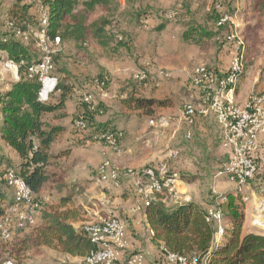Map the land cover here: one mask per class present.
<instances>
[{
    "label": "rangeland",
    "instance_id": "obj_1",
    "mask_svg": "<svg viewBox=\"0 0 264 264\" xmlns=\"http://www.w3.org/2000/svg\"><path fill=\"white\" fill-rule=\"evenodd\" d=\"M15 1L17 0H0V37L11 34L6 27V21L8 20L7 10ZM22 1V3L27 2V0ZM253 2V0H124V5H119L112 13L98 9L89 14L88 23H91L100 16L107 15L110 21V32L112 30V34L116 37L117 35L122 36L121 44L114 45L115 51L109 55L104 50H101L96 41L91 37H88L84 43H73L70 41L69 44H66L64 53H60V55L57 53L54 56L56 65L54 74L58 77L62 76L60 70L64 68L67 73L63 75H68L67 83L72 86L71 94H69V106L67 108L70 111L74 110V116L71 118L73 128V131L70 132L71 136L82 133L75 129L74 118L82 95L84 93H91L94 98V104H96L101 112L92 113L89 120L97 129L113 127L121 130L123 133L121 150L116 152L105 143L95 141L91 137H87L91 144L86 147L83 142H75L73 140V146H68L70 148L69 155L54 156L47 168L50 179L39 196L36 197V201L40 203L41 211L46 206L57 202L58 191L56 189H58V186H62L63 190H66L68 193L76 189L77 192H82L83 196L87 197V199L95 194L98 186V188L101 187L99 167L102 163L109 162L108 159H103L96 165H90L85 162L82 165L80 163L73 170H70L69 167L73 160H78L80 156L84 157L82 152L84 150L86 152L84 148H88L86 157L90 159L92 156L90 153H93L96 149L93 146H97L102 151L107 150L112 153H120L125 150L126 144H130L127 135L123 132L125 130L123 123L130 120L133 115L123 113L119 108L118 100V96H121L127 88L139 87L144 89L146 86L156 84L157 82L158 85H155L154 88H159L163 82L167 87L161 88V94L167 95L168 92L170 93L169 86H172V92L177 97V95L181 94L178 86L184 83V86L191 88V92L199 93L200 90L191 81L194 68L199 65H205L209 69L215 70L220 68L221 65L226 64L225 55L228 56L229 54L226 49L230 46L228 42L232 43L233 40L237 42L240 40L244 43V74L245 76H250V71L254 64L259 59L264 61V9L253 7ZM216 3L221 5L220 10L214 8ZM78 9H81V7ZM34 10L29 9V13L34 12ZM221 17H227V20L223 24L218 23ZM143 19L148 20L146 24L141 22ZM190 26L198 27L210 33L211 36L209 38L200 37L199 33H196L188 35L184 39L183 34L185 32L188 34ZM231 35L234 37L230 38ZM140 58L151 60L154 64V69L152 66V71L149 64L143 65L138 70L147 68V79L143 82L134 83L131 76L133 75V70L138 67V59ZM1 66L2 64L0 63V70L3 73L6 72L5 75H9L8 73L10 72L8 71L7 73ZM108 68H110V71H108ZM118 68H123L125 74L123 77L116 79L121 70ZM99 74L106 81L104 91L110 95L117 91L116 93H119L117 94L118 98L102 96L94 84L95 80L99 78ZM112 79H116V81L112 82ZM113 84L116 88L114 89L115 91L113 90ZM53 93H56V95L52 99L56 101L59 91ZM106 104L110 105V108ZM46 116L44 119L45 123L48 122L51 115L46 114ZM135 116L137 119H142L139 114ZM109 117L111 118L110 121H112L103 124L102 122L108 120ZM154 117L152 116V118ZM95 118L98 120L97 122L94 120ZM114 122L117 124H114ZM57 146L60 147V144L57 143L52 148V152L55 154L59 150ZM65 147L62 145L61 148ZM0 151L6 156H10L9 152L4 151L1 145ZM14 154L17 158L18 155L15 151ZM14 167L16 166L13 165ZM119 170L121 174L125 171V168ZM171 172L172 170L170 169ZM257 176L260 177V173H256L249 180L248 183L251 186L258 187V182L255 180ZM219 180L222 182L219 184L220 190L218 189L216 192H213L214 182H218ZM254 183L257 184L253 185ZM261 183V187L264 189V177ZM199 185V189L195 191L197 194L195 198L199 199L203 195L201 198L206 209L219 208L224 214L228 212L227 214L229 215L228 202L233 198L241 206L242 212H244L245 204L248 200L243 203V194L236 191L237 186L230 178L223 176L221 179H213L210 187L204 186L203 182L199 183ZM180 190L183 191V187ZM219 192H222V194ZM11 195L12 192L7 189L9 201ZM89 200H87L88 205L96 210L98 208L96 207V203ZM165 200L166 202H170L171 198ZM41 211L37 214L36 225L40 223ZM93 215V213H88L85 221L95 220V216ZM225 217V223L228 225L229 218ZM32 229L31 227L21 232L16 231L14 233V241L10 245L0 239V264H16L10 259L8 252L13 249L18 238L29 234ZM157 250V246L154 247L151 244L150 252H154L155 255L158 253ZM23 264H83V262L80 257H72L42 247L27 251Z\"/></svg>",
    "mask_w": 264,
    "mask_h": 264
},
{
    "label": "trees",
    "instance_id": "obj_2",
    "mask_svg": "<svg viewBox=\"0 0 264 264\" xmlns=\"http://www.w3.org/2000/svg\"><path fill=\"white\" fill-rule=\"evenodd\" d=\"M253 1V7L264 9V0ZM22 2L17 0L9 7L7 19L25 30L28 25H36L37 20L29 13L31 4ZM43 4L48 7L50 36H59L62 43H84L91 37L105 48L112 42L115 45L122 42L107 33L106 27L110 24L107 15L88 23L89 14L98 9L112 13L117 8L115 0H43ZM188 31V34H183L184 39L196 33L200 37L211 36L198 27L190 26ZM0 50L18 64L19 75V80L8 89L0 86V140L17 153L19 162L14 168L36 198L49 180L47 168L52 158L68 156L70 153V149L59 151L56 155L50 152L51 145L64 132V128L47 126L43 117L65 109L72 86L67 83L68 75H63L67 72L61 68L63 78L56 88L59 91L57 100L41 102L37 95L39 82L27 76L28 64L37 60L38 52L22 44L12 34L0 37ZM120 103L125 110L139 112L147 117L155 116L158 109L174 106L171 98H147L139 95L135 88L120 98ZM91 114L86 112L87 120L91 119ZM58 116L64 117V114ZM8 167H13L11 161L0 156V219L5 213L6 203L10 202L2 178ZM193 179L191 177L189 181ZM228 208L229 215L228 212H222L224 217L229 218L230 226L219 244L214 241L216 228L206 219V210L192 201L168 208L160 201H150L144 214L153 232L151 239L155 246L162 243L172 252L196 256L198 264L204 258L209 264H264V235L243 231V212L235 199L229 200ZM85 214L71 196L62 197L57 204L46 206L41 211L40 223L33 226L29 234L18 238L13 249L8 252L10 259L16 264H23L27 251L42 247L72 257H84L92 245L81 231L72 227L71 221H80Z\"/></svg>",
    "mask_w": 264,
    "mask_h": 264
},
{
    "label": "built area",
    "instance_id": "obj_3",
    "mask_svg": "<svg viewBox=\"0 0 264 264\" xmlns=\"http://www.w3.org/2000/svg\"><path fill=\"white\" fill-rule=\"evenodd\" d=\"M27 3L31 4V10L35 9L31 14L37 20L36 25H28L25 30H21L13 21L7 20L6 27L14 38L26 46H30L31 43V47L38 52L37 60L28 64L27 76L39 82L38 100L48 102L60 81V78L54 74L56 70L54 56L61 50L62 42L59 36H50L48 7L43 4V0H27ZM214 8L220 10L221 5L216 3ZM226 20L227 17H221L218 23L223 24ZM141 22L146 24L147 20L143 19ZM117 39L122 40V36H117ZM244 55L245 46L239 40L226 71L219 73L205 65L195 67L191 81L202 92V105L197 107L192 102L188 103L184 106L183 112L184 121L188 126H192L195 118L201 114L212 115L215 118L220 128L221 144L229 150L227 159L217 169L215 177L230 178L238 188L245 186L258 171V164L253 154L257 148L258 136L264 132V94L253 93L241 103L235 102L232 98V92L244 74ZM0 63L3 70L18 75V64L10 60L2 50H0ZM147 72V68L133 72L131 76L133 82L145 81ZM94 84L102 96H107V92L104 91L105 78H97ZM121 97L125 95L122 94ZM93 101L91 93L82 95L80 103L86 107L82 109L83 113L74 119L75 129L119 152L122 131L112 127L97 129L85 117L86 112H101ZM124 173L133 179L135 192L140 197L159 194L164 199L179 198L176 183L180 178L178 174L170 173L169 167L164 163L145 166L138 170L125 168ZM99 175L101 181H112L117 184L120 170L113 168L110 162L106 161L100 165ZM2 178L12 195L0 219V239L10 245L14 241L16 231L21 232L36 225L41 206L15 168H5ZM242 201L243 203L247 201L244 195ZM148 203L149 201L145 199L144 208ZM205 216L216 228L215 243H221L228 228L222 210L208 208ZM258 223L259 219H256L254 224ZM126 230L125 220L113 212H106L97 220L83 222L79 231L92 245L89 252L82 257L83 264H148L143 252L128 253ZM149 232L152 236V230ZM157 249L158 253L149 264H198L196 256L172 252L162 243ZM201 264H209V262L204 258Z\"/></svg>",
    "mask_w": 264,
    "mask_h": 264
},
{
    "label": "crops",
    "instance_id": "obj_4",
    "mask_svg": "<svg viewBox=\"0 0 264 264\" xmlns=\"http://www.w3.org/2000/svg\"><path fill=\"white\" fill-rule=\"evenodd\" d=\"M116 1L117 0H115V2ZM116 4L117 7L119 5L123 6L124 0L117 1ZM106 30L108 34L113 35V31L111 30L110 32L109 25L106 27ZM114 37L117 39L115 35ZM69 43L70 41L62 43L59 55L60 53H64V48L66 44ZM228 43L230 46L226 49L229 53L228 56L225 55L226 64L215 69V71L219 73L227 70L235 49L237 48V41L233 40L232 43ZM114 45L115 44L112 42L105 48L99 45L98 46L101 50H104L110 55L111 52L115 51ZM146 64H149L151 69L153 66L154 69V64L151 60L147 58H140L138 59V67L133 70V72ZM108 69V71H110V68ZM118 69L121 70L119 76H116V79L123 77L125 74V72H123V68ZM101 71L103 70L101 69ZM5 73L6 72H0V86L4 89H8L13 82L18 81V75L8 72L7 73L9 75H5ZM59 77L62 78V76ZM116 79H112V82H115ZM115 85H117V83H115ZM115 85L113 84V90L116 89ZM155 85H158V82L156 84L146 86L144 89L139 87L127 88L123 92V95L126 96L131 89L135 88L139 95L147 98H171L174 101L173 107L158 109L155 112L154 118L149 116L147 117L141 115L139 112L127 111L122 108L120 103V98L122 97H117V94H119L116 93L117 91L113 92L111 95L108 93L107 96L104 97L118 98L120 110L127 115H133L130 120L123 123L125 129L123 132L127 135V139L130 144H124L125 150L120 153H112L107 150L102 151L97 146H93L96 149L93 153H90L92 155L90 159L86 157L88 148H84L86 149V152L85 150L82 151L84 157L80 156L78 160H73L69 169L73 170L76 165L80 163L83 165L84 162L89 163L90 165H96L103 159H108L110 164L117 169L129 168L138 170L145 166H156L164 163L169 167V170L171 169L172 172L180 176V181L176 183L179 198H171L170 202H166L163 196L159 194L148 195L146 198L140 197L135 192L133 179L126 173L122 172L119 176L117 184H114L112 181H100L101 187L98 188V186L95 194L88 198L90 199L89 201H94L96 203L97 206L94 205L98 207L96 210L88 205V199L83 196L82 192H77L76 189H74L75 191L68 193L66 190H63L62 186H58V189H56L58 191V200L54 203L57 204L62 197L71 196L76 204L80 205L86 212L80 221H71V225L75 230H79L80 225L85 222V219L88 217V213H93L95 220L104 216L106 212H113L123 218L127 224L125 237L128 241V253L137 251L143 252L148 264L152 263L154 257V252H150V246L152 244L155 247V245L151 239L149 232L150 229L144 214V200L147 199L149 202L160 201L167 208L181 204L182 202L192 201L206 210V206L203 205L204 203L201 198L203 195L200 197L198 196L199 199H197V197L195 198V196H197L195 191L199 189L200 185L198 186V184L201 182L204 183V186L206 185L210 187L213 183V179L216 180L218 178H223L215 177V175L212 174H215L222 162L227 159L229 153L228 148L221 144L220 128L212 115H198L192 126H188L184 121V106L191 102L197 107L201 106L202 92H191V88L184 86L185 84L181 83L178 86L181 94L176 97V94L172 92V86H169L170 93L168 92L167 95H164L161 94V88L167 86H165L163 82L159 88H154ZM253 93L264 94V61L262 59H259L254 64L250 71V76H245V74H243L235 90L232 92V98L235 102L241 103ZM55 95L56 93L51 95V102H54L52 97ZM69 96L65 102V109L62 112L48 113L47 115L51 116L46 123L44 121L46 114L43 118V121L47 126H61L64 128V132L51 145L50 152L54 155L56 154L52 152V148L57 143L60 144V147L57 146L59 149L58 152L70 149L68 146H73V140L75 142H83L85 147L91 144L90 140L87 139L88 135L85 133H79L76 136H71L70 132L73 131L71 118L74 116V110L70 111L67 109L69 106ZM183 100L184 102L182 103ZM106 105L110 108V105ZM82 109H84V105L80 104L79 100L75 118L83 113ZM60 113L64 114V117H59L58 114ZM136 114H139L142 119H137L135 116ZM110 119L111 118L109 117L108 120H104L105 122L103 121L102 123L105 124L107 122H111L112 120L110 121ZM94 120L96 122L98 121L96 118ZM114 124L117 123L114 122ZM133 125H135V127H133ZM0 143L3 150L9 152L10 154V156H6L0 151V156L9 159L11 163L16 166L19 162V158L15 157L14 151L3 141L0 140ZM62 145L66 147L61 148ZM253 155L259 168L257 174L260 173V177L257 176L255 179L258 184L254 183L253 185L257 184L258 187L251 186L247 183L241 188H238L236 185V191L243 194L248 200L245 204L243 212V231L264 235V189L261 187V180L264 177V132L258 136L257 148ZM86 166H88V164H86ZM190 175L196 179L189 181L191 178L189 177ZM220 183H222L220 180L218 182H214L213 192H216L219 189ZM181 187H183V191L180 190ZM219 193L222 194V192ZM182 198L183 200L181 201ZM256 219H259V223L257 225L254 224ZM229 225L230 223L228 226Z\"/></svg>",
    "mask_w": 264,
    "mask_h": 264
}]
</instances>
